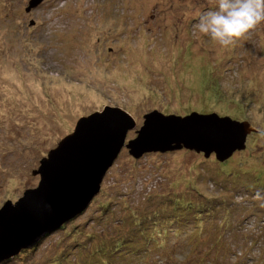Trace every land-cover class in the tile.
<instances>
[{
    "label": "rangeland",
    "instance_id": "rangeland-1",
    "mask_svg": "<svg viewBox=\"0 0 264 264\" xmlns=\"http://www.w3.org/2000/svg\"><path fill=\"white\" fill-rule=\"evenodd\" d=\"M29 1L0 0V208L105 107L135 120L126 143L152 111L255 132L225 163L123 148L82 214L5 264H264V23L225 49L195 28L213 0Z\"/></svg>",
    "mask_w": 264,
    "mask_h": 264
},
{
    "label": "water",
    "instance_id": "water-1",
    "mask_svg": "<svg viewBox=\"0 0 264 264\" xmlns=\"http://www.w3.org/2000/svg\"><path fill=\"white\" fill-rule=\"evenodd\" d=\"M42 2L30 0L26 13ZM135 126L130 114L111 107L77 121L73 133L40 161L35 172L38 186L26 190L15 204L6 202L0 208V264L82 214L123 148L135 160L184 149L224 162L244 150L248 135L255 132L248 122L214 113L180 117L152 111L144 115L136 137L126 143Z\"/></svg>",
    "mask_w": 264,
    "mask_h": 264
},
{
    "label": "clouds",
    "instance_id": "clouds-1",
    "mask_svg": "<svg viewBox=\"0 0 264 264\" xmlns=\"http://www.w3.org/2000/svg\"><path fill=\"white\" fill-rule=\"evenodd\" d=\"M213 3L214 7L198 16L195 28L222 48L235 46L264 23V0H213ZM256 195L259 198L261 194Z\"/></svg>",
    "mask_w": 264,
    "mask_h": 264
},
{
    "label": "trees",
    "instance_id": "trees-1",
    "mask_svg": "<svg viewBox=\"0 0 264 264\" xmlns=\"http://www.w3.org/2000/svg\"><path fill=\"white\" fill-rule=\"evenodd\" d=\"M251 135V134H250ZM247 146H248V144H247ZM228 161H229V159H228ZM227 160H226V162H228ZM218 163H225V161L224 162H219V161H217ZM223 169H221V171H222ZM93 200V199H92ZM164 215H166V214H164ZM167 215H169V214H167ZM170 216H173V215H170ZM160 217H162L163 218V216L161 215ZM175 217V216H174ZM164 219L166 220V217H164ZM124 221H126V220H124ZM171 221V220H170ZM157 226V225H156ZM60 229V228H59ZM58 230V229H57ZM57 230H55V231H57ZM54 231V232H55ZM42 240V239H41ZM40 240V241H41ZM39 244V243H38ZM108 243H106L104 246H106ZM119 245H120V242L118 243ZM36 247H37V245L35 246V247H33V248H31L32 250L31 251H34V249H36ZM13 259V258H12Z\"/></svg>",
    "mask_w": 264,
    "mask_h": 264
}]
</instances>
